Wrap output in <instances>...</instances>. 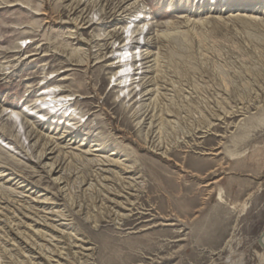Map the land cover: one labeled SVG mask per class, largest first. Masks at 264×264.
<instances>
[{"label":"rangeland","instance_id":"1","mask_svg":"<svg viewBox=\"0 0 264 264\" xmlns=\"http://www.w3.org/2000/svg\"><path fill=\"white\" fill-rule=\"evenodd\" d=\"M227 2L0 0V175L33 188L0 178V264H49L21 238L59 264L51 254L67 245L25 210L41 194L66 203L56 210L70 216L67 242L92 249H72L78 257L62 264H264V19L224 12ZM135 19L146 26L128 42ZM142 48L158 55L153 74ZM125 49L136 65L129 80L116 75ZM146 75L159 81L147 113ZM35 122L79 136L72 147L82 152H118L117 173L93 156L67 157L69 196L58 201L53 161L40 164L30 137ZM122 164L138 179L132 211L110 193L123 187Z\"/></svg>","mask_w":264,"mask_h":264},{"label":"bare ground","instance_id":"2","mask_svg":"<svg viewBox=\"0 0 264 264\" xmlns=\"http://www.w3.org/2000/svg\"><path fill=\"white\" fill-rule=\"evenodd\" d=\"M228 1V2H227ZM226 2L229 4V6L227 7L226 11L224 12H233V11H241V12H250V10H253L252 14L256 15V16H261L264 19V0H226ZM221 12V13H224ZM137 18L141 17V16H136ZM110 19H108L109 21ZM139 19H135L134 21H132V25H134V29H130L129 31H127V33L130 34L129 38H128V42H131L134 37L136 36L137 33L142 32V30H144V27L146 26V24L142 25V27L140 26V22H138V25L136 24V22ZM110 24L113 25H118L119 20L116 19H112L110 22ZM123 34H125V32H123ZM116 32L113 30L110 34V36L112 38H116ZM147 38V37H146ZM156 46V43H150L148 44V48L149 47H154ZM145 49L143 50V48L140 51V57H141V61L144 63L142 64L143 66V70H145L143 73H149V74H153L155 73V69L156 67H158V63H159V59H158V55L157 54H152L153 51H149L146 52L149 49ZM121 51V50H119ZM116 51V52H119ZM128 50L125 49L124 53H121L120 55V59L124 60V62H127L124 65H119L118 71L116 73V75L119 73L121 74L123 78L125 79H130V75L131 72H133L132 70L134 69L133 63L129 62V55L130 57L134 55V52H129L130 54L128 55ZM115 51L112 53L114 54ZM127 60V61H126ZM121 63V62H120ZM160 64V63H159ZM115 75V76H116ZM144 79H146L145 82V88L142 90L143 92H145L144 98H148L146 101L149 102L150 104L147 105L148 109L145 113H147L151 107V105L153 104L154 100L152 99V96L156 93V90L158 88V82L157 78L155 76H151L149 77V75L144 76ZM65 99H67L68 97H64ZM54 100V99H53ZM52 100V101H53ZM61 102V101H59ZM69 105V104H68ZM68 105H65V103H61L60 106L62 108V110H64L66 107H68ZM57 104L55 103L54 108H57ZM66 106V107H65ZM71 111L72 108H68L66 109L67 111ZM64 112V111H63ZM69 113V112H68ZM67 113V114H68ZM153 113V109L150 111V113L148 114L146 120L151 121L150 125L153 128H158L157 125V117L155 116V114ZM152 114V115H151ZM151 115V117L148 119V117ZM17 119L19 118V114L17 113L16 115ZM23 123V121H22ZM52 131L48 133V129H46L45 125L41 122H35V124H32V130L30 131V137L32 138V141H35L36 144V151L40 150V155H39V162L40 164L42 163L43 160H50L53 161V163L49 164H45L48 170V174L50 176H54V175H58L55 178V182L56 184H58V189L62 192V195L64 197V199L62 200H58V201H67L68 196H69V182H68V178H64V165H65V159L67 157H81V159L89 161L87 158L88 156H93L95 160H92L93 162H96L98 166L101 167H105V170H101L104 173H117L114 170H112V167H116L118 168L119 166H117V161L112 159L116 156H119L118 152H113L109 155V157H104L103 155H101L100 153H103L105 151V148L102 144H95L93 146L90 147L89 151H85L82 152L81 150H78L79 148H74L72 146H74L77 142L78 137L77 136H73L72 132L69 131H65L63 133H61L60 127L56 126V127H51ZM154 131V130H153ZM47 132V133H46ZM47 134H53L54 137L52 136H47ZM85 142V140H84ZM87 144H81L80 147H84ZM73 151H80V155H77V153L73 152ZM58 153V155H56ZM96 154V155H95ZM56 155V156H55ZM55 157V158H54ZM124 162L128 161V160H123ZM123 167H125V170L123 169V175L124 177L121 180L120 183H122L123 187H121L119 190L117 189H111L112 194H114L117 197H121L122 199H124L123 202H120L119 204H122L123 206L121 207L122 209H125L127 211H132V209H134V203L131 202V198L130 197H134V193L136 192V188L135 186L137 185V180L135 177H129L128 174H133L134 173V168L132 166H128L126 164H122ZM17 176V177H14ZM135 176V175H134ZM6 177H10L9 180H7L6 182H12V181H16L19 177L16 175V173H11V174H6L5 172H1L0 178H6ZM23 179V178H21ZM20 180H17L18 183H20L18 185L17 188L19 189H23V193L25 192H30L33 188H30V184L28 183L27 185L25 184L26 180L21 182ZM5 182V183H6ZM107 182H111L110 179L107 180ZM112 185V184H111ZM35 187V186H34ZM39 192L37 190H35L32 194L36 195ZM31 194V195H32ZM47 195H39L37 196L36 199H31L33 200L32 202L35 203V205L29 204V207L25 210L29 213H31L32 215H34V217L29 218L31 220V222L34 223L33 227H44L46 230L48 231H53L57 234H59V237H56L53 239V241L58 242L59 244H66L67 248L62 249L61 251H57V252H53L51 254V261L54 262H58L59 264H62L63 261H67L66 263H68V259H66V257L68 258V256H73V258L78 257V255L71 253L72 249H79L82 250L83 252H90L92 249L87 247V242L85 239H79L76 237L75 241H73V243L67 242V227L65 223H62L63 221H67L70 222L71 220L69 219L70 216H68L67 214H65V210H60L57 211L56 208L57 206H63L65 204H58V202H56L55 200H53L52 198H48L46 197ZM26 198H29V196H24ZM46 197V198H43ZM43 198V199H42ZM55 201V202H53ZM115 205L118 207V203H115ZM120 207V206H119ZM25 218L28 219V216H25ZM15 226V225H14ZM30 227V226H29ZM13 230V229H12ZM14 233L16 231H18L16 228L13 230ZM19 232H17V235H19L18 237L20 238V236H22V233L18 234ZM33 233L37 234L34 230ZM23 242H25V244H27V246L24 247V249H32V250H37V254H39V259H45V261L49 264L50 261L46 258H44L43 254L41 252L44 251V249H42V247H40L39 244H31L29 243L28 239H23ZM262 243L264 245V237L262 240ZM73 244V245H72ZM21 245H23L21 243ZM80 255H82V253H80ZM84 256V255H83ZM86 257V256H84ZM57 259V260H56Z\"/></svg>","mask_w":264,"mask_h":264}]
</instances>
